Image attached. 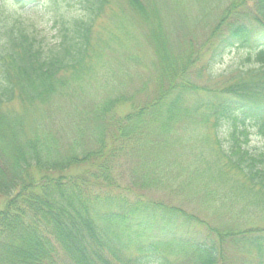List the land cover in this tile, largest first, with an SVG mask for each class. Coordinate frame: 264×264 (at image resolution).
Here are the masks:
<instances>
[{
	"label": "trees",
	"instance_id": "1",
	"mask_svg": "<svg viewBox=\"0 0 264 264\" xmlns=\"http://www.w3.org/2000/svg\"><path fill=\"white\" fill-rule=\"evenodd\" d=\"M66 1L50 0L52 42L37 21L7 16L0 0V264H226L231 250L264 264V227L221 229L154 192L161 150L208 126L198 158L211 176L237 180L229 190L256 202L264 196V154L246 146L250 126L264 137V0H232L201 41L187 35L177 45L155 0H125L154 46L155 90L94 103L61 146L46 116L95 70L103 43L94 36L109 3ZM115 15L119 30L102 38L106 45L128 33ZM233 49L253 62L215 78L214 65ZM14 101L20 111L5 108ZM127 101L131 109L119 114ZM84 163V172L65 173Z\"/></svg>",
	"mask_w": 264,
	"mask_h": 264
},
{
	"label": "rangeland",
	"instance_id": "2",
	"mask_svg": "<svg viewBox=\"0 0 264 264\" xmlns=\"http://www.w3.org/2000/svg\"><path fill=\"white\" fill-rule=\"evenodd\" d=\"M67 3L66 0H60ZM156 7L162 16L173 45H177L181 37L191 35L201 41L211 27L218 21L223 9L232 0H155ZM7 16H19L23 19L37 21L39 28L44 29L49 40L54 42L55 31L51 28L50 17L53 6L50 0H41L36 5H25L13 0H1ZM44 4V5H43ZM118 10L127 24L128 33L121 35V44L112 42L104 44L106 34L111 30L116 33L112 18L118 19ZM99 37V39H98ZM107 38V37H106ZM103 43L97 46L98 61L95 70L87 79L82 90L71 97L58 96L46 116V129L56 135L61 146H66L77 134L76 124L80 117L90 115L94 103L121 94L133 97L135 100L154 92V78L157 75L155 61L157 55L148 36L147 26L125 0H109L96 28L94 40ZM253 54V53H252ZM249 52L243 49H233L226 53L213 67L214 77L229 75L235 69L249 65ZM207 57V54H205ZM141 90V91H140ZM8 110H21L20 101L5 105ZM131 109V102H124L118 107L119 114H125ZM189 132H192L189 130ZM249 142L247 148L254 154H264V137L253 126L249 127ZM208 126L199 128L192 137L182 142H173L167 149H162L159 155L163 180L154 189L156 195L173 197L188 210L195 211L221 229L246 228L250 225L264 227V196L259 202L247 191L229 190L237 180L226 183L225 179H215L206 168V164L198 158L207 150L200 138L211 136ZM190 136V135H189ZM87 164H79L66 170V174L82 173ZM203 170L204 174L194 176L193 171ZM209 173V174H208ZM211 195V196H209ZM5 204V198H0V209ZM226 264H257L254 256H246L238 250H231Z\"/></svg>",
	"mask_w": 264,
	"mask_h": 264
}]
</instances>
